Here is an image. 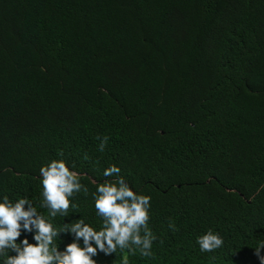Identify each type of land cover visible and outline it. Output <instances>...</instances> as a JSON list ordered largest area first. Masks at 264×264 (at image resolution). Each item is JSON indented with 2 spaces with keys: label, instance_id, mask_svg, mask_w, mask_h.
I'll list each match as a JSON object with an SVG mask.
<instances>
[{
  "label": "trees",
  "instance_id": "obj_1",
  "mask_svg": "<svg viewBox=\"0 0 264 264\" xmlns=\"http://www.w3.org/2000/svg\"><path fill=\"white\" fill-rule=\"evenodd\" d=\"M61 158L89 192L52 218L40 168ZM112 164L151 196L157 239L151 257L97 264H260L264 0H0V199L99 230L92 194ZM208 230L224 244L201 252ZM72 240L55 237L61 251Z\"/></svg>",
  "mask_w": 264,
  "mask_h": 264
},
{
  "label": "clouds",
  "instance_id": "obj_2",
  "mask_svg": "<svg viewBox=\"0 0 264 264\" xmlns=\"http://www.w3.org/2000/svg\"><path fill=\"white\" fill-rule=\"evenodd\" d=\"M100 139L98 150L104 152L109 137ZM64 156L63 151L59 153ZM87 159V154H85ZM69 166L64 159H53L40 168L43 203L55 218L59 213L68 216L69 209L77 207L72 203L74 194L89 189L81 182V174ZM120 167L112 164L104 169L103 183H97L92 194L97 215L102 218L99 230L79 219L71 226L57 229L46 219L27 197L13 203L7 195L0 199V256L7 252L3 264H97L93 259L100 252L105 255L127 250L130 254L138 251L142 257L152 256V246L157 237L149 227L151 196L135 191L119 174ZM113 178V179H107ZM27 206V207H25ZM169 228L175 230L172 223ZM34 233L30 243L25 236L17 242L21 232ZM61 233L71 234L73 240L61 251L55 237ZM82 240L83 246L80 241ZM201 252H214L224 244L223 238L212 230L197 237ZM264 241L255 248L254 254L264 264ZM123 264H129L128 256H123Z\"/></svg>",
  "mask_w": 264,
  "mask_h": 264
}]
</instances>
